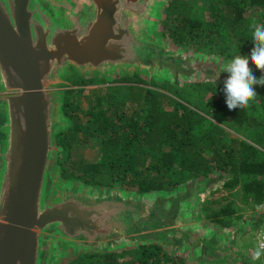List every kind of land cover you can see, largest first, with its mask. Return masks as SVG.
Returning a JSON list of instances; mask_svg holds the SVG:
<instances>
[{"label":"water","instance_id":"1","mask_svg":"<svg viewBox=\"0 0 264 264\" xmlns=\"http://www.w3.org/2000/svg\"><path fill=\"white\" fill-rule=\"evenodd\" d=\"M167 3L0 0V264H63L73 252L146 245L194 264H256L243 249L256 221L233 234L205 227L194 185L139 194L60 178L57 136L69 121L58 90L72 69L108 79L141 74L179 89L182 82L224 84V60L155 38Z\"/></svg>","mask_w":264,"mask_h":264},{"label":"trees","instance_id":"2","mask_svg":"<svg viewBox=\"0 0 264 264\" xmlns=\"http://www.w3.org/2000/svg\"><path fill=\"white\" fill-rule=\"evenodd\" d=\"M205 1L210 6L207 24L192 18V7L184 8L179 0L168 1L158 36L169 39L175 47L195 40L203 52L211 50L226 62L238 54L249 57L254 47L249 25L255 19L264 26V0ZM180 7L183 10L174 13ZM223 30L227 31V37L222 35ZM252 70L257 78L264 75L256 68ZM102 78L100 84L104 86L90 92L89 119L84 124L79 117V106L72 99L74 92L62 94V112L69 126L57 136L59 155L72 144L94 141L102 156L98 163L82 161L77 175L69 173L66 164L59 162L62 180L78 178L83 185L97 188H115L119 184L139 194L172 193L188 179L202 193H210L221 182L231 191L246 180L243 191L247 201L257 205L264 202V87L255 86L258 98L249 107L229 111L224 84H206L203 104H193L173 84L157 89L169 88L178 100L135 87L128 83V77L120 80L122 85ZM90 82L80 81V84ZM124 86L129 88L121 96L119 87ZM172 100L174 106L168 109ZM255 113L260 118H255ZM216 114L230 118L232 125L254 123L253 138L250 142L235 137L226 140L228 133L224 128L213 123L205 128L208 118ZM222 213L232 214L218 211L215 220ZM216 222L226 225L222 220ZM165 250L146 245L121 254L133 257L130 264H189ZM75 253L63 264H120L117 251Z\"/></svg>","mask_w":264,"mask_h":264},{"label":"rangeland","instance_id":"3","mask_svg":"<svg viewBox=\"0 0 264 264\" xmlns=\"http://www.w3.org/2000/svg\"><path fill=\"white\" fill-rule=\"evenodd\" d=\"M171 1V0H168ZM186 8V7H192V18L202 21L203 23H208V15H209V4L205 0H179ZM169 2L167 3V5ZM166 5V6H167ZM166 6L163 8L161 15L159 16L158 23H157V31L154 33V36L157 40H160L170 46L175 47V45L170 41L169 39H165L161 36H158L159 32L162 31L163 25L162 21L165 16ZM183 10V7H180L177 12H174L176 14H179L180 11ZM222 35L224 37H227V31L223 30ZM180 50H182L185 53L188 54H196V55H202V56H208L214 59H222L223 58L217 56L215 53H213L211 50H207L206 52H203V48L197 44L195 40L190 41L188 44L182 47H178ZM229 62V61H228ZM228 62L225 61L227 64ZM249 67L254 69L256 68L254 64H252L251 60H249ZM128 75V73L121 74L114 76L111 80L113 83L118 82L120 85V80L122 78L128 77L129 82L134 84L135 87L138 88H145V89H151L152 91L156 93H163L172 99L178 100L174 94L173 91H171L169 88L167 89H157V86L162 85H170L169 83H160L156 82L153 79H150L147 76L138 74V75ZM103 76L99 74H93L91 76H85L79 74L76 70L72 69L71 74L67 78L65 84L59 88V92L63 94L65 91H73L74 96L73 100L75 101V104L79 106V117L81 122L84 124L89 119L87 116L88 111V98L90 96V92L93 89H97L99 87H102L104 85H101L100 82ZM80 81L86 82L91 81L88 84H80ZM203 83L201 87H198L197 84ZM212 82H204V81H196V82H182L181 87L179 91L183 93V97L187 99L191 103L196 104H203L204 98L207 95L206 91V84H211ZM155 84V85H154ZM119 85V86H120ZM119 94L121 96L125 95L126 88H129L126 86L119 87ZM209 94V93H208ZM174 106V101L172 100L171 103L167 105L168 109H171ZM255 118H260L259 113H255L253 115ZM209 123L206 124L205 128L210 127V123L215 124L216 126H219L221 128H224L225 131L228 133V136L226 137V140H228L231 137L239 138L244 141L250 142V140L253 138L254 133L256 131L254 123L251 125H232V121L230 118H224L222 115L216 114L214 116H210L208 118ZM101 151L100 147L97 145L96 142L92 141L87 144H72L69 146L66 150H64L63 153L59 155V162L61 164H66V168L69 173L78 174V168L80 167V163L83 161L85 164H94L101 161ZM64 181V180H63ZM192 180L188 179L187 183L185 185L192 184ZM64 182L83 185L78 178H71L69 180H65ZM246 180L241 181V185H239L234 190H226L224 188L223 182L220 184H215L213 189L210 193H202L200 192L198 201H197V210H198V218L201 224H203L207 228H218L222 230L224 234H233L237 229L241 228L243 225L247 224L249 221L255 222V226L252 227L250 225V233L246 236L247 238L244 240L243 243V249L247 251L248 253H253L257 250L259 241L257 237V233L259 232L260 228L264 225V202L260 204H256L254 201H247L245 198V194L243 191V185L245 184ZM196 184V182H195ZM197 185V184H196ZM184 186V185H183ZM181 186V187H183ZM198 186V185H197ZM201 186V185H200ZM115 188L122 190L124 192H132L131 190L128 191L126 188L121 187V185H116ZM205 211V212H204ZM218 211H229L232 214L231 215H222L219 219L216 220H222L225 221L226 225L218 224L214 218V214ZM261 226V227H260ZM135 249V248H133ZM132 250V249H127ZM167 253L173 254L169 252L168 250H165ZM124 252V250L117 251L119 254L118 262L120 264H130V262H133V257L130 255H122L121 253ZM76 255L75 252L67 255V257L64 258V260L69 259L70 257H74ZM176 257L184 259L189 264H194L190 257L188 255H176ZM218 264H229L227 261L218 263ZM256 264H264L263 258L260 257L259 259H256Z\"/></svg>","mask_w":264,"mask_h":264},{"label":"clouds","instance_id":"4","mask_svg":"<svg viewBox=\"0 0 264 264\" xmlns=\"http://www.w3.org/2000/svg\"><path fill=\"white\" fill-rule=\"evenodd\" d=\"M251 41L254 45L249 57L240 54L232 58L224 68L223 72L228 73L224 81V93L229 111L246 108L250 102L255 101L258 96L255 86L264 87V75L257 78L252 68L249 67V60L256 69L264 73V26H261L255 19L250 23ZM220 73H217L218 80ZM264 243L260 244L254 252L253 259H259L264 255Z\"/></svg>","mask_w":264,"mask_h":264},{"label":"built area","instance_id":"5","mask_svg":"<svg viewBox=\"0 0 264 264\" xmlns=\"http://www.w3.org/2000/svg\"><path fill=\"white\" fill-rule=\"evenodd\" d=\"M257 237H258L259 245L264 243V225L259 230ZM259 245H258V247H259ZM262 251H264V250H262ZM261 257L263 258V261H264V255H262Z\"/></svg>","mask_w":264,"mask_h":264},{"label":"crops","instance_id":"6","mask_svg":"<svg viewBox=\"0 0 264 264\" xmlns=\"http://www.w3.org/2000/svg\"><path fill=\"white\" fill-rule=\"evenodd\" d=\"M260 227H261V226H260ZM262 227H263V226H262ZM262 227H261V228H262ZM261 228H260V229H261Z\"/></svg>","mask_w":264,"mask_h":264}]
</instances>
